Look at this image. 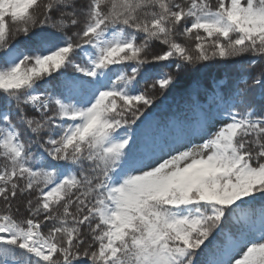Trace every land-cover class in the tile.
<instances>
[{"label":"snow or ice","instance_id":"1","mask_svg":"<svg viewBox=\"0 0 264 264\" xmlns=\"http://www.w3.org/2000/svg\"><path fill=\"white\" fill-rule=\"evenodd\" d=\"M257 64L264 0H0V264H264Z\"/></svg>","mask_w":264,"mask_h":264},{"label":"trees","instance_id":"2","mask_svg":"<svg viewBox=\"0 0 264 264\" xmlns=\"http://www.w3.org/2000/svg\"><path fill=\"white\" fill-rule=\"evenodd\" d=\"M244 59L245 61H247L249 58L245 57ZM262 69H264V64H257L250 70L249 75H256ZM220 75L221 73L219 72L210 73L209 77L206 78L204 81L205 84L209 83L211 76L218 77ZM190 82L191 77L182 74L180 77L177 78V83L174 88L169 89L168 91L163 93H161L160 90L157 89L156 92L153 93V95L156 97L155 103L152 108H150L148 111L152 114L154 113L155 117L160 121H164L167 118L171 117L178 110L183 111L186 99L185 91Z\"/></svg>","mask_w":264,"mask_h":264},{"label":"rangeland","instance_id":"3","mask_svg":"<svg viewBox=\"0 0 264 264\" xmlns=\"http://www.w3.org/2000/svg\"><path fill=\"white\" fill-rule=\"evenodd\" d=\"M152 118L155 119V120H158V119L155 117L154 113L152 114Z\"/></svg>","mask_w":264,"mask_h":264}]
</instances>
